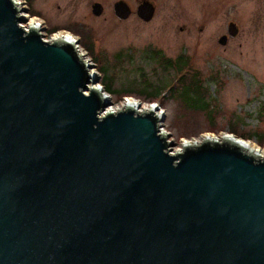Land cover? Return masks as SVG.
<instances>
[{"label": "water", "instance_id": "1", "mask_svg": "<svg viewBox=\"0 0 264 264\" xmlns=\"http://www.w3.org/2000/svg\"><path fill=\"white\" fill-rule=\"evenodd\" d=\"M22 12L0 0V264H264V151L234 135L173 149L164 114L112 110L73 42Z\"/></svg>", "mask_w": 264, "mask_h": 264}, {"label": "rangeland", "instance_id": "2", "mask_svg": "<svg viewBox=\"0 0 264 264\" xmlns=\"http://www.w3.org/2000/svg\"><path fill=\"white\" fill-rule=\"evenodd\" d=\"M25 2V14L43 20L45 39L57 33H71L78 38L77 45L88 62L94 64L91 70L100 75L97 84H109L108 78L103 79L106 73L100 70L102 65L108 68L113 88L111 108L123 106L126 99L122 95L126 94L145 106L160 102L165 114L162 127L170 134L173 149H179L184 141L233 134L263 153L264 142L258 141L264 139V0ZM117 2L127 5L128 17L116 16ZM144 2L151 3L154 9L149 21L136 14ZM94 3L101 5L98 16L92 13ZM230 22L237 27V34L219 44L218 39L227 34ZM83 43L90 46V52ZM179 56L187 58V72L196 71L208 88L210 103L214 105L211 119L204 111L166 97L167 89L160 95L163 98L157 100L139 93L145 80L151 83L152 96L173 82L181 71L164 69L161 61ZM232 127L235 133L231 132ZM251 133L250 139L239 136Z\"/></svg>", "mask_w": 264, "mask_h": 264}, {"label": "trees", "instance_id": "3", "mask_svg": "<svg viewBox=\"0 0 264 264\" xmlns=\"http://www.w3.org/2000/svg\"><path fill=\"white\" fill-rule=\"evenodd\" d=\"M83 46L85 49H87L89 52L91 51V48L88 44L83 43ZM163 63V68H172L175 71H181L180 75L174 79L173 82L169 84L166 83L164 87L159 91L157 96L151 95V91L149 90V86L151 83L147 80L143 81L141 85V89L139 93L141 95H144L146 97H155L157 98H163L160 95L164 92V89H167L166 97L170 96L173 99H178L182 101L187 107H190L195 110H200L206 112L209 117V119L212 118L210 113L212 112L214 105L210 103L211 98L208 94L207 87L203 85V81L200 79L196 71L187 72L185 69V66L187 64V58L185 56H179L175 59L166 58L165 61H161ZM100 70L103 73H106L103 79L108 78L109 84L107 86L102 84V87L104 91H106L109 94H112L113 88L111 86L112 77L111 75H108V68L104 65L101 66ZM129 94L122 95V96H128ZM165 99V98H164ZM233 128V127H232ZM234 128L231 130L232 133L234 132ZM239 136H243L245 139H250L252 137V133L250 135L241 134ZM261 144L264 142V139L261 141Z\"/></svg>", "mask_w": 264, "mask_h": 264}, {"label": "bare ground", "instance_id": "4", "mask_svg": "<svg viewBox=\"0 0 264 264\" xmlns=\"http://www.w3.org/2000/svg\"><path fill=\"white\" fill-rule=\"evenodd\" d=\"M18 1V0H17ZM25 13H27V11H24V12H22V15L24 16V17H26L27 19H28V23L29 24H34V25H38V23H39V20H37L36 18H34L33 16H30V15H26ZM37 20V21H36ZM35 21H36V24H35ZM36 25V26H37ZM38 27V26H37ZM39 28V27H38ZM40 29V28H39ZM59 36H65V37H67V38H72V36L70 35V34H67V33H60V34H58V35H56L55 37H59ZM73 39V38H72ZM125 103H130V104H134L135 102H134V100L133 99H131L130 97H127L126 98V100H125ZM125 105V104H124ZM123 105V106H124ZM135 105V104H134ZM112 107V105L110 106V108ZM112 110H114L113 108H111ZM230 136H232V135H230ZM246 144H247V146L248 147H252L249 143H247L245 140H243ZM253 149H255L254 147H252Z\"/></svg>", "mask_w": 264, "mask_h": 264}]
</instances>
